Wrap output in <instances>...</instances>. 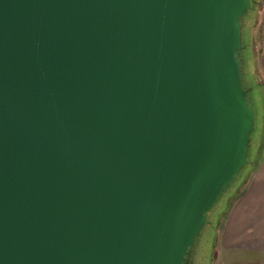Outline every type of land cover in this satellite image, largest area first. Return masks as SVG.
Masks as SVG:
<instances>
[{"label": "water", "instance_id": "obj_1", "mask_svg": "<svg viewBox=\"0 0 264 264\" xmlns=\"http://www.w3.org/2000/svg\"><path fill=\"white\" fill-rule=\"evenodd\" d=\"M252 4L0 0V264H185L250 164Z\"/></svg>", "mask_w": 264, "mask_h": 264}, {"label": "crops", "instance_id": "obj_2", "mask_svg": "<svg viewBox=\"0 0 264 264\" xmlns=\"http://www.w3.org/2000/svg\"><path fill=\"white\" fill-rule=\"evenodd\" d=\"M256 71L264 82V37ZM215 244L217 263L264 264V154L224 216Z\"/></svg>", "mask_w": 264, "mask_h": 264}, {"label": "rangeland", "instance_id": "obj_3", "mask_svg": "<svg viewBox=\"0 0 264 264\" xmlns=\"http://www.w3.org/2000/svg\"><path fill=\"white\" fill-rule=\"evenodd\" d=\"M258 2V6L256 5L250 11L248 16L242 23L244 51L241 56V60L243 61L244 65V75L246 78V83L251 88V97L254 100V108L257 112L256 130L254 136L252 135L253 137L250 146V158L252 160L251 162L256 163L258 162V157H260L261 154H264V82L260 78L258 71H256L255 62L259 55V46L264 37V0H259ZM249 175L250 174H248V177ZM244 185L238 188V195L242 191ZM233 190L234 189L229 191V193L227 194H223L218 203L215 205L213 211L209 214L207 226L205 227L201 237L199 238L200 241L198 242L197 247L200 248L203 244L202 248L209 249V247L212 246V242L214 240L216 243L217 231L220 228L221 223L223 222L224 212L227 205L232 202H230V200H232L231 198L234 196L232 195ZM204 240L207 241V247H204ZM215 247L216 244L213 248L216 254ZM216 264L226 263L216 262Z\"/></svg>", "mask_w": 264, "mask_h": 264}, {"label": "trees", "instance_id": "obj_4", "mask_svg": "<svg viewBox=\"0 0 264 264\" xmlns=\"http://www.w3.org/2000/svg\"><path fill=\"white\" fill-rule=\"evenodd\" d=\"M255 10V9H254ZM255 17V16H254ZM246 19V17L243 19V21H242V23L244 22V20ZM243 31H244V28H243ZM243 62V61H242ZM255 62H257V59H256V61ZM245 74V73H244ZM244 79H245V86L247 87V88H249L248 87V85H247V83H246V78H245V75H244ZM254 134H255V132L253 133V136H254ZM252 136V137H253ZM250 153H251V150H250V152H249V161H250V164L248 165V166H246L242 171H241V173H240V176L238 177V179L231 185V187L226 191V193L225 194H227V193H229V191H231L232 189H234L233 190V194L232 195H234L231 199L232 200H230V204H228L227 205V207H226V210H225V212H224V216L228 213V211L230 210V208H231V206H232V204H233V202L237 199V197H238V188L240 187V186H242V185H244V184H246V179L248 180V174H251L252 172H253V170L255 169V166H256V162H251L252 160H251V158H250ZM259 158V157H258ZM250 176V175H249ZM248 177V178H247ZM200 241V239L198 240V242ZM198 242H197V244H196V247L195 248H197V245H198ZM206 242L207 241H205L204 240V242L203 243H205L204 244V247H207V244H206ZM203 245V244H202Z\"/></svg>", "mask_w": 264, "mask_h": 264}, {"label": "flooded vegetation", "instance_id": "obj_5", "mask_svg": "<svg viewBox=\"0 0 264 264\" xmlns=\"http://www.w3.org/2000/svg\"><path fill=\"white\" fill-rule=\"evenodd\" d=\"M252 1V9L258 4H259V0H251ZM249 87V86H248ZM250 88V87H249ZM251 89V88H250ZM254 101V100H253ZM255 105V104H254ZM256 118H257V112H256ZM196 247V245H195ZM191 251V253L189 254V256L186 259L185 264H210L211 260L213 262V264H215L216 262V254L214 252L213 247H209V249H204L202 248L203 245H201V247H197Z\"/></svg>", "mask_w": 264, "mask_h": 264}]
</instances>
